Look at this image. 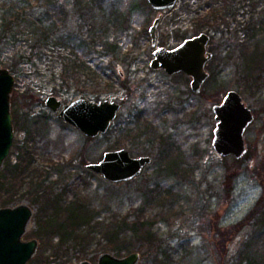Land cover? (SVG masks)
Masks as SVG:
<instances>
[{
	"label": "rangeland",
	"instance_id": "1",
	"mask_svg": "<svg viewBox=\"0 0 264 264\" xmlns=\"http://www.w3.org/2000/svg\"><path fill=\"white\" fill-rule=\"evenodd\" d=\"M230 1L177 0L173 10L156 11L146 0H118L127 21L124 29L128 30L113 35L111 39H119L122 55L130 53L132 62L129 68L123 66L124 77L111 75L108 80H101L66 74L64 79L54 82L51 72L60 71L56 56L53 57L55 62L51 61L52 58H47L49 61L46 58L33 60L36 63L35 72L25 78L19 76L16 79L13 75L15 85L10 97L13 125L14 118L20 115H26L29 120L42 115L48 117L45 126L40 124L42 127L34 132L39 141V152L46 150L55 165L63 166V182L53 195L61 194L64 203H68L74 199V189L77 191L80 182L83 186H80L79 197L97 212L94 222L83 229L96 226V222H112L119 227L124 219L120 236L124 240L118 241V245L146 243L142 238H129L127 225L139 218L151 227L156 238L152 243L160 244V248L153 251L145 248L130 252L124 249L104 251L101 248L106 243L105 231L99 227L103 233L87 234L86 229L76 234L80 239L70 237L63 242L61 250L65 253L60 259L47 263V258L59 247V236L41 242L35 232L45 220L42 214L46 218L53 211L40 212V204H32L24 196L6 207L24 203L33 209L23 241L36 239L38 248L27 264H78L83 260L95 264L98 256L105 252L118 257L138 252V264H160L161 259L165 260L164 264H247L252 258L255 259L254 264H264V201L261 205L263 213L254 217L251 224L244 222L240 230H235L256 201L264 197V0ZM257 2L259 4L256 5ZM233 11L236 13L233 14ZM159 15L161 22L157 29L156 46L172 48L185 38L201 32L211 36L208 49L214 58L206 68L215 75L203 84L197 94L191 92L190 79L183 73L170 76L149 67L154 48L148 29ZM210 15L215 16V20ZM206 17H209L210 23L197 28V24ZM248 22L262 23L258 29L256 26L257 31L252 30V38H248L245 32ZM74 25L71 34L81 38L82 32ZM145 30L147 36L144 35ZM182 35L185 38H181ZM62 52L65 54L66 50ZM122 81L129 92L121 89ZM54 83H62L65 86L63 90L70 89L69 98L59 97L63 104L77 98L92 100L73 95L78 86L86 92L102 90L105 96L100 100L118 102L121 107L117 115L123 119L132 112L141 113L142 138H136V132H126L125 126L124 133H121L119 129L123 127L115 120L113 131L87 143L81 132L56 118V114L44 104L22 94L27 85L28 88L32 86L36 95L44 101L50 96ZM230 90L240 94L255 116L244 133L246 153L238 160L232 156L220 157L212 147L215 128L212 107L219 104ZM18 125L21 126L22 121H18ZM24 138V131L14 128L13 144L7 157L11 163L16 161ZM117 140L123 141V145L113 147ZM83 147L88 163L99 161L106 151L122 148L133 157L150 156L152 162L130 183L116 186L118 193L112 194L109 182L101 176L85 177L86 174L79 171L76 160L75 166L69 164ZM228 174L230 180L226 191L224 184ZM56 176L54 174V179ZM85 187L87 189L82 190ZM63 215L61 212L54 218L50 216V219L62 222ZM160 251L165 252L166 258L158 255Z\"/></svg>",
	"mask_w": 264,
	"mask_h": 264
},
{
	"label": "trees",
	"instance_id": "2",
	"mask_svg": "<svg viewBox=\"0 0 264 264\" xmlns=\"http://www.w3.org/2000/svg\"><path fill=\"white\" fill-rule=\"evenodd\" d=\"M212 16L209 17L212 18ZM209 17L202 19L197 24V28L201 29L207 26L210 23L208 21ZM212 19L215 20V16ZM126 22L125 14L121 11L118 0H0V65L7 68L16 79L19 76L25 78L29 76V73L31 75L35 72L36 63L33 60L46 58V61H49L47 58H52L51 61L55 62L53 57L56 56V63L60 66V71L58 73L51 72L50 76L54 82L59 81L61 78L64 79L67 76L66 74L74 77H94L101 80H108L112 77L111 75L117 78L124 77L125 74L122 68L123 66H127V68L131 66L130 53L122 55V48L119 47L120 41H117L119 39L115 37L116 39L112 40L111 38L113 35L128 30L124 29ZM73 25L77 29L79 28L78 31L82 32L81 38L71 34L74 30ZM258 25L248 22L245 27L248 38L254 37V31L252 30L257 31L256 26ZM83 29L85 32H83ZM144 35L147 36L146 30ZM181 38H185V35H182ZM64 50H66L65 54L62 52ZM3 53L5 56H3ZM209 73L208 79L213 78L215 73L212 70ZM28 85L22 94L30 100H37L44 104V101L33 91V87L28 88ZM120 86L121 89L129 92L125 82L122 81ZM64 87L62 83H59V85L54 83L50 95L69 98L70 89L63 90ZM107 87H110V85H107ZM73 95L90 97L94 101H98L105 96L102 90L86 92L78 86ZM141 118V113L132 112V115L128 118L123 119L121 115H117L115 120L123 127L119 129L121 133H124L125 126L126 132H136L135 136L139 139L143 136ZM14 120V128L24 131V145L18 148L19 155L16 157V161L11 163L9 159H6L0 169V208L26 196L32 204H40V212L53 211V214L47 215L46 218L43 216L44 213L42 214V218L45 220L41 228L35 232V235L41 242L44 239L48 240V238L59 236V247L54 249L47 258V263L54 262L65 253L61 250L65 244L63 242L70 237L80 239L81 237L76 234L82 233L87 229H83L85 226L87 227L91 222H94L97 212L79 197L80 186H83L80 182L77 191L74 189V199L68 203H64L65 199L62 198L61 194L56 193L53 195V191L63 182V166L55 165L53 157L46 152L45 148L44 152L42 150L39 152L40 145H38L39 141H37L34 132L39 130L42 125L45 126L48 117L42 115L29 120L26 115H20ZM18 121H22L21 126L18 125ZM40 124L42 125L40 126ZM111 127L112 125L107 133L113 131V127L112 129ZM129 127L132 128L129 129ZM122 137H124V134ZM91 140L92 138H86L87 143ZM122 145L123 141L117 140L113 147ZM85 150V147H83L75 157L70 159L69 164L75 166L74 162L76 160L79 171L84 172L85 177H95V174L86 169V164L89 161L84 154ZM54 174H57L56 179L53 177ZM229 177L230 174H228L224 184L225 190L230 180ZM131 181L109 183V188L112 194H116L118 193L115 190L116 186L121 187V185L128 184ZM86 189V187L82 188L84 191ZM22 191L23 193H21ZM263 201L264 197L261 196L253 208L237 224L239 228H235V230H240L244 222L251 224L254 217L263 213L261 206ZM61 212L64 214L62 222L50 219V216L54 218L56 214L58 215ZM95 224L98 228L94 225L88 227L86 233L96 232L99 234L100 232L103 233L104 230L106 243L101 248L104 251H121L124 249L126 252H130L131 250L140 251L143 248L153 251L160 248V244L152 243L156 238L150 230L151 227L147 226L144 221H140L139 218L133 220L129 226L127 225V230L130 233L129 238H134V236L137 240L142 238L146 243L130 242L118 245V241L122 242L124 240L120 238L125 225L124 219L122 226L119 227L112 222L108 224L96 222ZM145 227L149 228L146 229ZM91 228H94V230ZM220 234L223 235L221 232ZM98 244L101 245V243ZM245 246L249 248L247 243ZM160 254L166 258L164 251H160L158 255ZM246 258L249 259V257ZM254 260L252 258L247 264H254ZM159 261L160 264L165 262L164 259Z\"/></svg>",
	"mask_w": 264,
	"mask_h": 264
},
{
	"label": "water",
	"instance_id": "3",
	"mask_svg": "<svg viewBox=\"0 0 264 264\" xmlns=\"http://www.w3.org/2000/svg\"><path fill=\"white\" fill-rule=\"evenodd\" d=\"M156 11L173 10L177 0H146ZM161 22L159 15L148 29L151 46L154 48L149 67L155 71H164L172 76L183 73L190 79L192 93H199L209 74L206 64L213 54L207 45L210 36L201 32L185 38L172 48L156 46L157 29ZM15 85L14 76L7 68L0 65V168L10 154L14 138V126L10 108V97ZM45 106L56 114L64 123L81 132L86 138L104 135L115 121L120 104L110 100L93 101L77 98L70 103L50 95ZM215 120L212 147L220 157L232 156L241 159L246 153L244 133L253 123L254 115L242 101L240 94L228 91L222 101L212 107ZM150 156L133 157L127 149L106 151L97 162L86 164V169L101 176L109 183L129 182L150 165ZM33 209L21 203L13 207L0 208V264H27L35 255L38 242L36 239L23 241ZM140 254L131 252L123 257L110 252L98 256L95 264H138ZM78 264H91L83 260Z\"/></svg>",
	"mask_w": 264,
	"mask_h": 264
},
{
	"label": "flooded vegetation",
	"instance_id": "4",
	"mask_svg": "<svg viewBox=\"0 0 264 264\" xmlns=\"http://www.w3.org/2000/svg\"><path fill=\"white\" fill-rule=\"evenodd\" d=\"M230 2H232V0H231ZM230 2H228L229 5H230ZM226 3H227V2H226ZM229 5H228V6H229ZM228 6H227V7H228ZM236 11H238V10H236ZM232 13L234 14V13H236V12L233 11ZM205 33H206V32H205ZM207 34H208V33H207ZM208 35H209V34H208ZM194 36H195V35H194ZM209 36H210V35H209ZM187 38H188V37H187ZM210 40H211V36H210ZM209 42H210V41H209ZM209 42H208V45H209ZM208 45H207V49H208ZM174 47H175V46H174ZM208 51H210V50L208 49ZM210 52H211V51H210ZM211 53H212V52H211ZM211 60H212V59H211ZM211 60H210V61H211ZM210 61H209V62H210ZM209 62H208V63H209ZM208 63L206 64V66L208 65ZM206 71H207L208 74L210 75V73H209V71L207 70V68H206ZM208 78H209V76H208ZM208 78H207V79H208ZM206 81H207V80H206ZM206 81H205V82H206ZM205 82H204V83H205ZM189 83H190V82H189ZM202 86H203V85H202ZM53 96H54V95H53ZM55 97H56V96H55ZM57 98H59V97H57ZM60 99H61V98H60ZM45 100H46V99H45ZM45 100H44V105H45ZM62 104H63V103H62ZM252 113H253V112H252ZM253 115H254V114H253ZM56 118H57V117H56ZM254 119H255V116H254ZM12 121H13V119H12ZM61 121H62V120H61ZM62 122H63V121H62ZM13 126H14V125H13Z\"/></svg>",
	"mask_w": 264,
	"mask_h": 264
}]
</instances>
